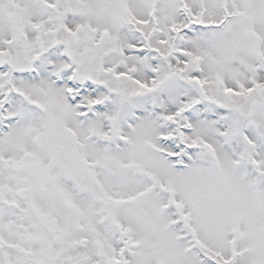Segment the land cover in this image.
<instances>
[{
    "label": "snow or ice",
    "instance_id": "snow-or-ice-1",
    "mask_svg": "<svg viewBox=\"0 0 264 264\" xmlns=\"http://www.w3.org/2000/svg\"><path fill=\"white\" fill-rule=\"evenodd\" d=\"M0 264H264V0H0Z\"/></svg>",
    "mask_w": 264,
    "mask_h": 264
}]
</instances>
